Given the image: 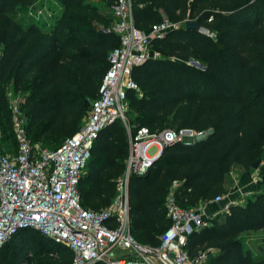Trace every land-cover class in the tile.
Returning <instances> with one entry per match:
<instances>
[{
  "label": "trees",
  "instance_id": "obj_1",
  "mask_svg": "<svg viewBox=\"0 0 264 264\" xmlns=\"http://www.w3.org/2000/svg\"><path fill=\"white\" fill-rule=\"evenodd\" d=\"M43 1L0 0V135L13 137L6 93L19 94L30 144L54 150L78 130L119 40L107 31L112 17L98 3L51 0L55 7L43 19ZM130 1L136 29L164 19L179 26L149 41L158 57L132 67L138 91L126 90V126L116 119L98 131L77 191L86 209L109 203L124 168L127 130L204 133L164 145L143 174L128 179L130 235L155 246L169 226L163 202L172 182L178 206L194 208L227 193L232 167L248 171L258 161L264 188V0ZM113 2L99 3L110 11ZM184 21L200 30L184 28ZM14 145L12 138L10 148L0 143V149ZM262 229L264 190L210 217L182 249L191 259L203 253L200 264H264V250L253 256L243 241L244 233ZM71 257L33 228L17 229L0 248V264H70Z\"/></svg>",
  "mask_w": 264,
  "mask_h": 264
},
{
  "label": "built area",
  "instance_id": "obj_2",
  "mask_svg": "<svg viewBox=\"0 0 264 264\" xmlns=\"http://www.w3.org/2000/svg\"><path fill=\"white\" fill-rule=\"evenodd\" d=\"M110 15L107 31L117 35L119 44L107 57L108 68L97 96L89 101L78 130L56 149L30 144L20 110L21 97L6 93L15 145L12 151L0 149V248L17 229L33 228L67 247L72 253L70 264H200L204 254L198 252L191 259L182 246L190 233L208 225L203 206H178L174 196L177 183L172 182L163 202L169 226L158 236L157 245H140L129 232L127 183L130 175L143 174L150 166L153 158L146 154L149 147L156 148L155 158L164 145L192 141L204 133L188 128L150 133L140 127L133 134L127 130L124 168L115 179L109 203L91 210L79 202L77 184L98 131L116 119L126 126V90L138 91L130 77L132 67L158 57L149 48V41L179 26L164 19L146 31L136 29L130 0H114ZM229 195H217L208 203H222L219 210L225 211L237 204Z\"/></svg>",
  "mask_w": 264,
  "mask_h": 264
},
{
  "label": "rangeland",
  "instance_id": "obj_3",
  "mask_svg": "<svg viewBox=\"0 0 264 264\" xmlns=\"http://www.w3.org/2000/svg\"><path fill=\"white\" fill-rule=\"evenodd\" d=\"M43 4H44L43 6L44 10H43V16H41V18L45 19V10H47L46 8L52 10L54 9L55 4L51 0H44ZM55 57L56 55H52L49 61L54 60ZM15 96H20V95L16 94ZM1 136H3L4 139L0 140V143L2 144L3 148L7 150L11 146L13 137L11 136L10 132H6V131L4 132L3 135H0V138ZM154 151H155V148L151 146L146 150V154L150 156L151 154H153ZM244 173L246 174L249 180H252V182L255 183L252 185L250 189L249 188L243 189L244 186L240 185L241 183L240 179L242 180ZM227 176L229 177L227 181V184H228L227 190H229L233 186L235 187L237 186L236 193L238 194L239 198L236 199V201L241 205L246 203L247 196H251L255 193H258L264 190L263 186L260 183L259 178L257 177L256 169L251 168L248 171H243L240 167L234 166L230 169ZM243 241H244L245 247H247L251 251L253 256H260V254L264 250V229L244 233Z\"/></svg>",
  "mask_w": 264,
  "mask_h": 264
},
{
  "label": "crops",
  "instance_id": "obj_4",
  "mask_svg": "<svg viewBox=\"0 0 264 264\" xmlns=\"http://www.w3.org/2000/svg\"><path fill=\"white\" fill-rule=\"evenodd\" d=\"M99 5H100V10L103 12V13H107V12H109L110 13V11H108L105 7H104V5L102 4V3H98ZM126 139H127V131H126ZM155 148V147H154ZM156 152H157V150H156V148H155V151L153 152V154H151L150 155V157H152V158H154V156H155V154H156ZM84 173V167H83V169H82V173H81V175ZM81 175H80V177H81ZM228 175V174H227ZM226 175V178H225V180H224V187H225V189L227 190V188H228V184H227V181H228V179H229V177ZM240 185H242V186H244V188L243 189H250L251 187H252V185L253 184H255V183H253L252 182V180H249L248 179V177L246 176V174L244 173V175H243V178H242V180L240 179ZM236 185V184H235ZM237 187V186H236ZM235 186H233L232 188H230L229 190H227V192L228 193H230V195H229V198H231V199H238L239 197H238V194L236 193V190H237V188H236ZM242 200V199H241ZM238 203V202H237ZM221 204L222 203H206L205 205H202V204H200V205H198V206H203V212L210 218H212V217H216L218 214H219V212H220V208H221ZM239 204V203H238ZM197 206V207H198ZM197 207H194V208H197ZM89 208V207H88ZM111 224V223H110ZM208 225H209V221H208ZM207 225V226H208ZM117 253H120V252H117ZM116 253V254H117Z\"/></svg>",
  "mask_w": 264,
  "mask_h": 264
},
{
  "label": "water",
  "instance_id": "obj_5",
  "mask_svg": "<svg viewBox=\"0 0 264 264\" xmlns=\"http://www.w3.org/2000/svg\"><path fill=\"white\" fill-rule=\"evenodd\" d=\"M183 27L188 28V29H194V30H200L199 25L196 22L192 21H184L183 22ZM194 66L198 68H202L201 65H199L197 62H191ZM156 158V157H155ZM153 158L152 161L155 159ZM258 165V161H254L251 165V168L256 169Z\"/></svg>",
  "mask_w": 264,
  "mask_h": 264
}]
</instances>
